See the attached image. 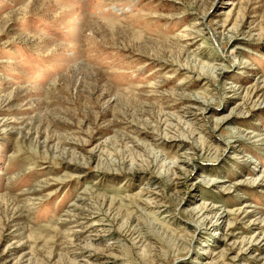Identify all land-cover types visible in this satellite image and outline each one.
<instances>
[{
  "label": "rangeland",
  "instance_id": "obj_1",
  "mask_svg": "<svg viewBox=\"0 0 264 264\" xmlns=\"http://www.w3.org/2000/svg\"><path fill=\"white\" fill-rule=\"evenodd\" d=\"M0 264H264V0H0Z\"/></svg>",
  "mask_w": 264,
  "mask_h": 264
}]
</instances>
